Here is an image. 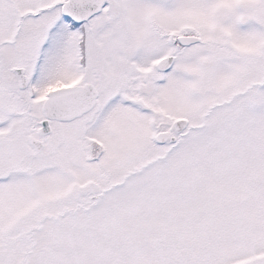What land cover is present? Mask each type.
Returning <instances> with one entry per match:
<instances>
[{
  "label": "snow or ice",
  "instance_id": "6c2138e0",
  "mask_svg": "<svg viewBox=\"0 0 264 264\" xmlns=\"http://www.w3.org/2000/svg\"><path fill=\"white\" fill-rule=\"evenodd\" d=\"M0 264H264V0H0Z\"/></svg>",
  "mask_w": 264,
  "mask_h": 264
}]
</instances>
